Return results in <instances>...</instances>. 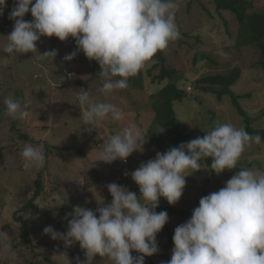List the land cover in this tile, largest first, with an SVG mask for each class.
<instances>
[{
  "label": "rangeland",
  "instance_id": "rangeland-1",
  "mask_svg": "<svg viewBox=\"0 0 264 264\" xmlns=\"http://www.w3.org/2000/svg\"><path fill=\"white\" fill-rule=\"evenodd\" d=\"M248 1L251 5L249 13L264 9V0ZM176 3L175 22L180 38L186 35L184 41L188 46H178V40L171 42L166 57L179 73V78L174 81L186 91L182 100L173 102L179 130L189 142L203 137L217 124L231 123L244 128V119L229 97L218 100L193 84L198 78L225 75L237 67L241 71L240 77L231 89L243 97L239 103L250 118L252 129L264 130V73L257 65L259 53L253 47L239 50L234 46L239 30L234 15L217 11L213 0H176ZM13 7V0H6L0 18L9 15ZM26 16L32 18L30 13ZM13 24L11 20L0 30V108L5 109L6 98L14 97L22 105L27 104L29 117L19 120L5 115L8 120L4 121L0 117V232L9 237L0 239V264H62L57 255L65 251L76 264L75 258L84 259L79 244L65 249L62 241L52 240L43 233V229L52 226L56 231L65 232L66 214L71 213L75 205L95 210L98 205L94 197L98 203L101 202L98 194L106 204L110 203L111 196L106 187L109 183L124 185L139 195L131 172L141 163L154 159L159 152L157 146L144 137V152H134L124 167L117 163L118 160L111 164L98 162L95 149L129 124H135L144 133L162 134V129L154 123L151 107L152 96L159 87L151 84L146 73L151 64H146L141 69L144 77L142 90H121L104 97L99 92L103 78L100 71L94 73L96 70L92 68L99 65L96 61L88 60L82 52L71 61L63 60L66 54L76 51L72 38L64 42L55 37L40 38L36 46L41 54L51 49L58 50L53 62L51 59L39 60L32 53L16 54L13 58L2 51ZM194 53L207 55L212 62L206 58L195 59ZM84 90L94 100L114 103L123 111L124 119L119 122L105 120L96 126V130L88 131L83 127L80 119L82 108L77 102L78 92ZM25 143L43 146L45 168H23L21 152ZM241 168L264 169V139L245 150L236 170ZM236 170H226L219 175L211 172L210 168L195 172L186 177V187L178 203L169 205L160 199L156 211H167L169 219L157 234L159 252L149 257L153 264L170 260L175 228L190 219L202 197L221 189ZM40 172L43 183L35 201L38 206L27 214L22 213L19 210L33 196ZM16 214L26 221L32 250L16 246L21 232ZM6 246L11 250H6ZM93 264L111 262L97 256Z\"/></svg>",
  "mask_w": 264,
  "mask_h": 264
},
{
  "label": "clouds",
  "instance_id": "clouds-1",
  "mask_svg": "<svg viewBox=\"0 0 264 264\" xmlns=\"http://www.w3.org/2000/svg\"><path fill=\"white\" fill-rule=\"evenodd\" d=\"M9 19L13 29L2 47L3 53H32L39 60L53 62L58 50L42 54L37 50L41 37L61 42L72 38L76 51L66 54L73 60L79 52L99 64L103 78L99 92L108 97L128 88V80L143 69L157 53L180 38L175 22L176 0H13ZM6 0H0V16ZM31 5V7H30ZM31 21L24 19L26 14ZM32 56V58H33ZM82 108L80 119L88 131L105 120L124 119L114 103L94 100L86 90L77 94ZM5 115L25 120L27 104L14 97L4 101ZM144 132L135 124L113 134L98 149V162H126L134 152L143 153ZM260 135H251L231 123L217 124L203 137L181 143L131 172L139 195L126 186L109 183L111 202L98 194L95 210L79 205L66 214L65 232L46 226L43 233L62 241L65 249L79 244L84 259L76 264H93L106 258L111 264H145V258L158 254L157 234L168 222L167 211H159L160 199L169 205L179 202L186 177L206 170L201 161L210 160L211 172L219 175L237 169L245 150L260 144ZM25 170L45 165L43 146L25 143L21 152ZM117 161V163H118ZM122 165V164H121ZM208 171V170H207ZM0 239H9L0 232ZM170 260L162 264H264V169L241 168L218 191L199 200L190 219L174 230ZM6 250H11L6 246ZM135 252L137 255L133 256ZM58 257L73 264L67 252Z\"/></svg>",
  "mask_w": 264,
  "mask_h": 264
},
{
  "label": "trees",
  "instance_id": "trees-1",
  "mask_svg": "<svg viewBox=\"0 0 264 264\" xmlns=\"http://www.w3.org/2000/svg\"><path fill=\"white\" fill-rule=\"evenodd\" d=\"M213 1L217 11L230 12L234 15V18L239 26L234 46L239 50L240 48L244 47H253V49L257 50L259 53L257 65L264 73V9L262 8L258 11L249 13L248 10L251 9V5L250 1L248 0ZM24 19L27 21L32 20V18L28 16H25ZM10 21L11 19H9V15L0 18V30L4 29L5 26H8ZM182 36L183 39H178V46H188V43L184 41L186 35ZM166 51L167 49L162 52H157L147 63V65L151 64V67H149L146 71L147 76L150 77L151 84H155L159 87L155 95L152 96L153 101H151V107L154 112V123L162 129L163 133L156 134L153 132H145L144 137L153 142L157 146L158 151H161L162 153L172 147L179 146L181 143L188 142L186 136L179 130L178 121L173 111V102L182 100V98L186 96V91L179 88L177 82H175L176 80L174 81V79L179 78V73H177L176 69L168 62ZM193 57L195 59H197L198 57L209 59L207 55L201 53H194ZM92 68L93 70H96L94 73L100 71L99 65H93ZM240 73L241 71L239 67H237L230 70L225 75H209L206 77L198 78L193 84L195 88L198 87L201 91L214 95L218 100H221L223 97H229L237 113L244 119V129L251 135H260L261 138L264 139V130H253L250 126V118H248L239 103V99L243 97H239L231 89V87L240 77ZM143 80L144 77L140 70L134 77L129 78L128 88L125 90H142L144 88ZM166 80L167 82L164 83ZM0 117L2 121L6 119L8 120V118L5 116L4 108H0ZM11 129L14 128L12 127ZM201 163L202 165L206 166V168H210V160H203L201 161ZM127 164H124L123 167ZM42 183V173L40 172L35 181L34 187L36 189L33 196L19 211L27 214L33 208H37L38 205L35 204V201L39 197L40 191H42ZM168 210L171 213L174 212L171 209ZM17 214L16 220L20 222L19 230L21 232L19 236V242L16 243V246H25L24 248L32 250L33 244L29 239L26 221ZM177 214L180 213L178 212ZM134 254L137 253H132V255ZM162 258H165L163 254ZM145 262L147 264H153L149 257L145 258Z\"/></svg>",
  "mask_w": 264,
  "mask_h": 264
},
{
  "label": "built area",
  "instance_id": "built-area-1",
  "mask_svg": "<svg viewBox=\"0 0 264 264\" xmlns=\"http://www.w3.org/2000/svg\"><path fill=\"white\" fill-rule=\"evenodd\" d=\"M187 90H189V89H187ZM120 164H122V165H124V164H127L128 163V160L126 161V162H122V161H118ZM133 253H135V252H133Z\"/></svg>",
  "mask_w": 264,
  "mask_h": 264
},
{
  "label": "crops",
  "instance_id": "crops-1",
  "mask_svg": "<svg viewBox=\"0 0 264 264\" xmlns=\"http://www.w3.org/2000/svg\"><path fill=\"white\" fill-rule=\"evenodd\" d=\"M45 115H47L48 113H44Z\"/></svg>",
  "mask_w": 264,
  "mask_h": 264
}]
</instances>
